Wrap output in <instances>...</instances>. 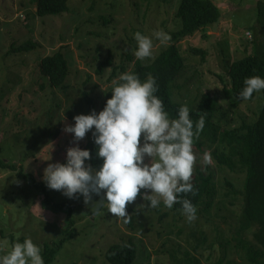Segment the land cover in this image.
Masks as SVG:
<instances>
[{"label":"rangeland","instance_id":"rangeland-1","mask_svg":"<svg viewBox=\"0 0 264 264\" xmlns=\"http://www.w3.org/2000/svg\"><path fill=\"white\" fill-rule=\"evenodd\" d=\"M68 1L71 5L66 13L39 16L33 13L31 0H0V161L15 167L0 168V257L8 254L12 240L20 237L30 238L40 248L44 243L52 246L64 237L66 226L71 228L70 237L49 264H109L103 257L106 247L126 239H132L137 246L132 264H181L174 259L183 258L186 251L198 258V264H216L221 254L219 245L224 248L228 241H219V245L214 242L212 250L204 247L214 240L217 231L221 235L231 234L227 224L233 222V227L240 213L244 168L239 166L237 155L227 158V150L215 144L206 143L200 151L193 149L196 157L193 171L201 170L212 176L216 197L208 211L196 212L197 218L192 222L181 210L168 209L164 204L151 208L141 194L126 206V213L132 215L128 224L113 217L106 207L100 209L101 215H96L91 204L85 205L79 194L69 199L61 191L47 188L52 202L66 203L55 208L46 203L42 189H35L22 177L29 174L43 182V170L48 163H66V149L78 146L83 150L91 138L94 129L73 144V134L63 132V128L74 126V116L89 115L78 89L85 81V73L91 75L88 83H96L100 91L104 89L105 83L95 80L92 74L91 67L98 60L110 53L115 65L125 52L134 59L137 46L134 33L151 37L153 32L163 30L169 35L179 27L176 16L179 0ZM211 1L219 10L217 21L179 40L185 66L173 81L171 94L178 103L194 107L202 93L211 92L217 103L216 124L233 129L252 121L262 104L260 91L251 101L236 100L225 75L231 61L252 51V30L258 27L257 0ZM245 31L251 36L247 37ZM27 37L37 40L38 48L9 54L13 43L17 45ZM153 42L152 57L145 59L151 60L168 43L161 44L155 38ZM193 48L205 53H194ZM58 49L65 52L70 68L66 92L49 87L37 69L39 55ZM95 91L92 96L98 102L100 96H95ZM49 143L53 147L51 152ZM142 143L143 136L141 146ZM215 148L219 150L217 155L235 165L234 170L216 165ZM49 152L51 160L45 161ZM205 154H210V162L205 163ZM149 159L145 157L144 162ZM225 182H231L230 186ZM147 191L151 194L150 190L141 189ZM99 199L93 195L92 202ZM201 229L208 242L198 240ZM232 239L228 258H223L220 264H248L237 255L234 243L245 254L246 248L256 243L252 227L236 229ZM193 244L198 246L197 251L191 250ZM169 249H175L174 259ZM193 257L183 262L193 264ZM255 264L264 262L258 259Z\"/></svg>","mask_w":264,"mask_h":264},{"label":"trees","instance_id":"trees-1","mask_svg":"<svg viewBox=\"0 0 264 264\" xmlns=\"http://www.w3.org/2000/svg\"><path fill=\"white\" fill-rule=\"evenodd\" d=\"M31 1H33L34 5L33 13L39 16L66 13L69 11L71 5L68 0ZM256 15L258 27L252 30L251 53L234 59L227 66V70H225V75L229 79L231 92L238 101H244L238 99V94L244 88L243 82L246 78L259 76L264 79V0L256 1ZM176 16L179 18V27L174 31H170L171 40L151 60L133 59L132 55L125 52L121 59H118L117 63L112 65V56L110 53H107L104 58L98 60L91 67L94 79L105 83L102 91L98 90L96 83H88L91 75L85 73V81L81 82L78 89L84 98L88 114L92 111H95L97 114L101 112L105 107L106 101L112 96V81L123 73L131 72L137 74L141 82L148 75L153 76L158 85V91L155 95L162 99L164 110L168 113L169 118H178V109L183 105L173 99L171 85L185 66L184 57L179 48V40L196 30H204L208 24L216 22L219 17V10L211 0H179ZM249 33V31H245L247 37L251 36ZM39 45L37 40L27 37L17 45L13 43L9 54L11 52L22 53L32 51L38 48ZM136 48L137 46L135 50ZM192 51L200 54L205 53L203 49L199 48H193ZM39 58L40 61L38 62L37 69L40 76L47 81L49 87L66 92L70 68L65 52L62 49H58L50 54L39 55ZM107 68H109V71L106 73ZM40 87L42 88L43 85ZM93 89H96L95 96H100L98 102H96L97 97L92 96ZM260 92L262 94V104L261 106L259 105L256 117L248 123L242 122L241 126L233 129L221 128L216 124L214 117L217 103L216 98L211 92L202 93L194 107L188 105L190 118L194 122L198 120V111L202 112L201 114L205 116V126L199 138L194 141L193 149L200 151L206 143L215 144L216 147L227 150V158L229 155H237L239 166L244 168L240 213L233 227V222L227 224L231 234L221 235L217 231L214 240L209 241V245L204 247V249L212 250L214 242L219 245V241H228V245L224 248L219 245L221 254L216 264H220L223 258H228V250L231 248L229 240L233 241L232 237L236 229L242 231L250 227H252L253 238L257 244L254 243L248 246L244 254V251L240 250V247L234 243L235 252L248 264L258 263V259L264 262V256H262L264 251V90H260ZM256 93L254 92L252 97L246 101H251ZM96 104H99L97 109L95 108ZM83 150H88L91 154V159L87 160L88 165L93 169H99L103 160L96 155L97 146L94 144L92 135L85 143ZM218 151L215 148L213 152V156L217 162L216 165L228 170H234L235 165L225 161L227 158L217 155ZM0 168L13 169L15 167L6 165L0 161ZM22 177L29 180L35 189H42L46 203L51 204L55 208H62L66 205L65 202H52L44 182L34 180L29 174H23ZM190 182L196 190V195L189 193L185 198L192 202L197 208V212L208 211V208L211 207L216 197V188L212 176L201 170H194ZM225 183L229 186L231 184V182ZM144 193L141 192V195ZM147 194L150 195L148 191ZM147 202L150 204L149 201ZM162 204L163 202L159 205ZM180 209V204L173 206L174 211H180ZM68 212L71 214L70 211ZM70 233L71 228L64 226V237L53 242L52 246L48 243L42 245L41 255L44 264H49L52 261L55 253L60 249L64 241L70 237ZM24 240L25 238L20 237L16 240L13 239L12 242L13 244L16 242L23 243ZM198 240H202V243L208 242L203 229L199 231ZM258 245L260 249H258ZM197 249V245H191V250L197 251ZM168 253L172 259L176 257L175 249H169ZM136 254V243L132 239H126L108 245L103 253V257L109 264H132ZM191 257L193 256L186 251L183 258L179 259L176 257L174 261L185 264L183 261L187 262ZM193 258V264H198V258Z\"/></svg>","mask_w":264,"mask_h":264},{"label":"clouds","instance_id":"clouds-1","mask_svg":"<svg viewBox=\"0 0 264 264\" xmlns=\"http://www.w3.org/2000/svg\"><path fill=\"white\" fill-rule=\"evenodd\" d=\"M153 38L161 44L171 40L163 30L153 32L151 37L134 33L137 59L152 57ZM243 83L238 99L248 100L254 92L264 90V79L259 76L246 78ZM111 89L112 96L101 112L74 116V126L63 128V132L73 134V144L94 129L96 155L103 160L99 170L85 163L91 159L88 150L69 147L66 163H48L43 170L46 187L61 191L69 199L79 194L85 205L91 204L96 215H101L100 209L106 207L108 213L123 219L125 224L132 220L126 206L137 199L141 189L150 190L151 194L145 192L141 199L149 201L151 208L158 207L161 200L168 209L180 204L186 219L194 221L197 208L185 197L189 193L196 195L190 182L196 160L193 144L205 126V116L198 111V120L194 122L185 104L178 109V118H169L162 99L155 95L158 85L151 75L141 82L137 74L123 73L112 81ZM48 145L51 152L52 143ZM50 152L45 161L51 160ZM145 157L150 158L148 163L144 162ZM210 160V154H205V163ZM93 195L100 199L93 203ZM0 264H44V261L41 248L27 238L23 243H14L12 250L0 257Z\"/></svg>","mask_w":264,"mask_h":264}]
</instances>
